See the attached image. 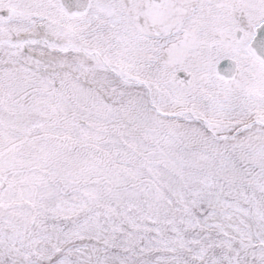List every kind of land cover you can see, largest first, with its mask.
I'll use <instances>...</instances> for the list:
<instances>
[{"label": "snow or ice", "instance_id": "1", "mask_svg": "<svg viewBox=\"0 0 264 264\" xmlns=\"http://www.w3.org/2000/svg\"><path fill=\"white\" fill-rule=\"evenodd\" d=\"M0 264H264V0H0Z\"/></svg>", "mask_w": 264, "mask_h": 264}]
</instances>
